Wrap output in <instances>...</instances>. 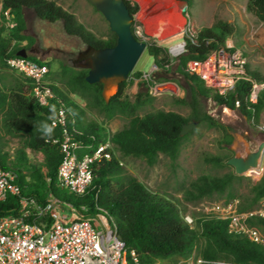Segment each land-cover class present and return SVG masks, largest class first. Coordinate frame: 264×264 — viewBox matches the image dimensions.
<instances>
[{
    "label": "trees",
    "instance_id": "1",
    "mask_svg": "<svg viewBox=\"0 0 264 264\" xmlns=\"http://www.w3.org/2000/svg\"><path fill=\"white\" fill-rule=\"evenodd\" d=\"M57 1L2 0L3 10L9 11L17 24L9 32L0 27L2 69L7 67L6 57L16 55L23 41H28V46L34 42V38L26 34L29 12L41 21L51 24L61 22L67 35L79 38L87 47L107 48L116 45L115 34L108 40L96 39L74 14L65 10ZM125 2L134 18L139 7L132 6L127 0ZM247 10L259 21H264V0H248ZM240 30L237 24L218 20L211 28L203 29L195 39L185 37V52L177 58V71L188 81V91L195 96L210 97L217 105L238 110L248 121L260 124L264 115V89L259 92L257 103L250 101V94L254 84L264 83V78L251 73L246 66L245 78L227 95L221 96L207 88L199 77L187 72L190 61L205 60L213 51L225 46L229 38H236ZM132 31L142 41L136 36L134 28ZM146 44L148 55L161 70L154 73V77L168 81L171 78V60L167 51L156 43ZM29 58L48 67L51 64L49 60L43 62ZM88 72V69L62 63L59 77L65 89L48 85L53 89L55 97L47 108L40 106L32 97L31 80L22 76L6 83L0 75L3 131V135L0 134V165L4 170L16 174V184L20 190L19 194L9 195L5 201L0 202V219L19 214L23 199L34 200L44 206L51 195L64 203H71L78 219L106 215L126 246L139 254L142 264H156L176 257L188 260L194 254L195 260L201 259L202 264H264V247L230 235L226 221L205 215L195 216L198 225L196 229H191L184 221L186 207L180 199L151 190L131 175L114 153L119 152L123 158L141 159L149 166H155L161 154L175 162L184 139L180 133L183 126L190 123V119L162 110L140 115L155 100L149 93V83L141 80L134 99L127 94L128 82H123L111 99L106 101L102 96L103 84H90L86 81ZM72 95L85 99L87 105L82 107ZM60 108L66 112L67 125L53 127L51 119ZM88 113L100 115L106 121L121 116L127 118L128 123L122 130L111 133L94 121L87 122ZM194 118L200 120L199 117ZM219 129L224 133V143L230 145L232 137L228 130L223 126ZM66 134L80 141L83 146L93 145L92 149H84V153H93L107 140L113 145V149L109 150L111 159L103 158L97 164L93 184L84 195L72 194L58 182V167L63 154L60 145L54 141H61ZM6 138L19 139L18 147L12 155L7 151L9 141ZM29 154L34 157L41 155L43 160L32 159ZM205 161L218 167L227 165V161L213 155L206 156ZM259 176V182L240 203L242 211L255 208L264 198V164ZM241 178L235 171L222 177L203 175L192 183L185 196L189 201L214 195H226L228 200H232L237 196L231 192L233 183ZM83 206L88 209L87 212L81 210ZM31 222L43 227L52 223L48 216L32 217Z\"/></svg>",
    "mask_w": 264,
    "mask_h": 264
},
{
    "label": "rangeland",
    "instance_id": "2",
    "mask_svg": "<svg viewBox=\"0 0 264 264\" xmlns=\"http://www.w3.org/2000/svg\"><path fill=\"white\" fill-rule=\"evenodd\" d=\"M127 1L132 6L139 7L132 25L135 34L140 30L146 39L151 42L156 41V44L167 51L171 60L169 67V77L171 78L168 81L159 80L153 74L161 70L158 68V71H152L155 61L146 50L129 79L125 81L128 82V96L131 99L135 98L139 91L140 80L150 85V82L145 80L144 74L152 71V79L157 83L173 82L182 90L179 95H176L172 94L171 90L159 88L155 95H152L155 98L153 104L141 111L140 115L160 110L175 112L190 119V123L196 121L197 126L183 137L181 151L175 162L161 154L159 162L155 166H149L141 159L123 158L119 152L114 151V153L125 169L151 190L165 192L180 199L185 204L186 214L200 216L201 214L195 209L203 201L228 200V198L226 195H214L211 198L189 201L185 194L190 190L192 183L203 175L222 177L234 171V168L228 164L220 167L209 164L205 161V157L208 155L218 156L225 162L231 157H245L248 152L255 151L264 138V115L260 124H257L254 121H248L238 110H229L217 105L210 97L195 96L189 92L188 81L178 73L179 62L177 58L172 57L170 48L186 42L185 37L188 39L192 35L197 37L203 29L211 28L218 20L237 24L241 29L240 34L236 38H229L226 43L229 41L235 46L237 45L236 47L242 48L248 70L251 73H256L260 78H264V21H259L248 12V0H187L188 6L185 11H182L183 8L176 0ZM57 3L69 13L74 14L76 19L96 39L108 40L113 37L114 33L111 32L107 20L88 0H58ZM34 22L38 23V28L34 26ZM44 25V23L36 22L35 15L29 12L27 22L29 35L38 37V33L42 31ZM59 25L60 45L50 53L53 60L49 66L50 74L46 79V84L65 89V85L59 77L61 64L67 63L75 68H82V63L78 61L79 54L86 51L88 47L79 38L70 40L61 22ZM5 34L6 32L3 35ZM45 36L46 39L54 42L52 36L49 35V30L46 31ZM29 53L32 58L44 60V56L36 55L35 51L30 50ZM138 73L141 76L136 77L135 75ZM0 75L6 83L14 81L15 78H23L22 75L7 67L4 69L0 67ZM116 92L117 90L113 89V84H108L104 95L103 85L102 96L105 100L109 101ZM72 97L82 107L87 105V101L78 95H72ZM194 116L199 117L200 120L195 119ZM86 121H94L111 133L122 130L128 123V119L125 117L119 116L111 121H106L102 116L90 113H88ZM221 126L225 127L232 137L230 145L224 143V133L219 129ZM0 134L3 135L1 115ZM6 141H9L6 146L7 151L12 155L18 147L19 139L6 138ZM29 157L38 161L43 160L41 155L34 157L29 154ZM259 172V170H251L241 179L234 181L231 191L237 195L234 199H238L240 202L245 200L251 188L259 182ZM195 259L196 254L188 260L176 257L159 261L156 264H190Z\"/></svg>",
    "mask_w": 264,
    "mask_h": 264
},
{
    "label": "built area",
    "instance_id": "3",
    "mask_svg": "<svg viewBox=\"0 0 264 264\" xmlns=\"http://www.w3.org/2000/svg\"><path fill=\"white\" fill-rule=\"evenodd\" d=\"M17 26L9 11L0 7V27L6 32ZM142 42L150 41L136 32ZM195 39V35L191 39ZM16 42H13V46ZM177 46H180L179 48ZM170 48L173 58H178L185 52L186 42ZM24 49L23 43L20 44ZM20 51V50H19ZM7 67L29 79L33 83L32 97L42 107H50L55 97L53 89L46 84L50 68L45 64L32 61L29 57L16 55L6 57ZM246 59L242 48L231 42L213 51L203 61H190L187 72L203 80L205 86L225 96L236 84L245 78ZM158 71L154 65L152 71ZM152 71L144 74L145 80L150 82L149 93L155 95L159 88L171 90L179 95L182 90L173 82L157 83L152 79ZM264 89V83H255L250 94V101L257 103L259 92ZM53 127H65L67 116L60 108L51 119ZM60 145L63 158L58 167V182L75 195H84L92 186L95 177V167L104 158L111 159L109 150L113 149L110 140L100 144L93 153H84V149H92L93 145L83 146L80 141L69 135L61 141H54ZM17 176L12 171L4 170L0 165V202L9 195L20 193L16 184ZM240 201L219 200L203 201L195 210L201 215L228 223V233L241 237L264 247V198L250 210L242 211ZM81 210L87 212L86 207ZM48 216L52 223L46 227L31 222L32 217ZM184 221L191 227L197 228L198 218L184 214ZM197 259L190 264H202ZM0 264H142L139 254L129 249L112 228L106 215L99 214L94 218L78 219V215L71 203H64L51 195L47 203L42 206L34 200H21L19 214L0 219Z\"/></svg>",
    "mask_w": 264,
    "mask_h": 264
},
{
    "label": "water",
    "instance_id": "4",
    "mask_svg": "<svg viewBox=\"0 0 264 264\" xmlns=\"http://www.w3.org/2000/svg\"><path fill=\"white\" fill-rule=\"evenodd\" d=\"M109 23V28L117 37L114 47L88 49L79 54L82 68L88 69L86 81L90 84L100 83L105 88L110 83H116L118 91L121 83L127 81L138 64L147 44L138 40L133 31V16L125 0H88ZM185 11L187 0H176ZM18 56L29 57L26 49L17 52ZM108 101V100H106ZM197 126V122L185 124L180 133L184 137ZM227 164L234 168L236 175H246L251 170H259L264 164V142L255 151L248 152L245 157L234 156L227 160Z\"/></svg>",
    "mask_w": 264,
    "mask_h": 264
},
{
    "label": "crops",
    "instance_id": "5",
    "mask_svg": "<svg viewBox=\"0 0 264 264\" xmlns=\"http://www.w3.org/2000/svg\"><path fill=\"white\" fill-rule=\"evenodd\" d=\"M1 6H2V0H0V7ZM31 13L32 12H30V14ZM27 22H28V16H27ZM36 22L44 23L45 25H44L42 31L40 33H38V37L32 36L34 38V42L31 46H28V41L22 42L24 45V49H26L28 51H30V50L35 51L36 55L40 54V55L44 56V60H40V61H43V62L46 60L51 61L53 59H52V56L50 53L52 51L56 50L57 48H59V45H60V41H59L60 36H61L60 32H59V26H60L59 23L60 22H56V23L51 24V23L46 22V21L38 20L37 18H36ZM46 25H47V27H46ZM34 26L38 28V23L34 22ZM62 26H63V24H62ZM63 29H64V26H63ZM28 30H29V27L27 26L26 34H28L27 33ZM39 30H41V29L39 28ZM47 30H49V35L52 36L54 42H51L50 39H46L45 34H46ZM72 37L73 36H69L70 40H73L76 38V37H74V38H72ZM29 57H31V56H29Z\"/></svg>",
    "mask_w": 264,
    "mask_h": 264
},
{
    "label": "bare ground",
    "instance_id": "6",
    "mask_svg": "<svg viewBox=\"0 0 264 264\" xmlns=\"http://www.w3.org/2000/svg\"><path fill=\"white\" fill-rule=\"evenodd\" d=\"M177 47L179 48L180 46H177ZM110 84H113V89L116 88V83H110ZM104 95H105V93H104Z\"/></svg>",
    "mask_w": 264,
    "mask_h": 264
},
{
    "label": "flooded vegetation",
    "instance_id": "7",
    "mask_svg": "<svg viewBox=\"0 0 264 264\" xmlns=\"http://www.w3.org/2000/svg\"><path fill=\"white\" fill-rule=\"evenodd\" d=\"M27 52H28V54H29V56H30V53H29V51L27 50Z\"/></svg>",
    "mask_w": 264,
    "mask_h": 264
}]
</instances>
